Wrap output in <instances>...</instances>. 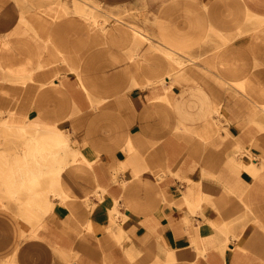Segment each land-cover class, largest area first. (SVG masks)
<instances>
[{"label":"crops","instance_id":"crops-1","mask_svg":"<svg viewBox=\"0 0 264 264\" xmlns=\"http://www.w3.org/2000/svg\"><path fill=\"white\" fill-rule=\"evenodd\" d=\"M149 12L150 35L74 42L0 20V76L25 81L2 106L29 110L7 126L41 125L1 179L42 214L0 201V264H264V0Z\"/></svg>","mask_w":264,"mask_h":264},{"label":"rangeland","instance_id":"rangeland-1","mask_svg":"<svg viewBox=\"0 0 264 264\" xmlns=\"http://www.w3.org/2000/svg\"><path fill=\"white\" fill-rule=\"evenodd\" d=\"M169 2L170 0H0V20L7 27H13L22 33L30 31L34 35H41L42 37L50 28H63L61 31L72 38L73 42L75 38L78 39L81 36L85 41V37L92 34L96 35L104 31L106 33L108 28L115 26L124 28L134 36H137V32L141 34L145 32L150 35L148 25L152 22L153 14L149 12V6ZM81 8H83V11ZM84 11L102 16L105 20L104 25L100 27L94 25L89 20V15ZM34 18L41 25H45L44 29L39 31V28L32 26L31 21H34ZM139 37L142 39L141 36ZM16 88L19 90L17 91ZM23 88L25 89V81L9 76H0V123L3 126L0 127V160L5 156L11 159V157L17 156L16 154L22 151L25 152V143L33 140V135L39 131L38 126H41L32 121L33 123H30V125L35 126L37 129L28 127L30 129L28 132L19 126H7V124L28 121L29 110L26 107L11 108L2 106V101L6 99H23L25 96V91L21 90ZM65 142L69 146V139L62 140L60 148L62 154L65 153ZM5 153L9 155H5ZM22 156L26 157L27 155ZM31 166H24V168ZM2 167L3 169L6 168L5 165L0 163V185H3L0 186V201L4 203L6 200H14V203H6L5 206L13 210L20 219L30 223L33 221L37 224L42 214L36 212L33 214L28 212L26 208V205H33L28 203L27 200L31 199L30 196L34 194L29 189L28 193L26 188L21 189L17 185L5 186L6 182L3 177L1 179V176L8 171H1ZM43 183L49 184L50 182L45 179ZM112 214L115 216L116 211L113 210Z\"/></svg>","mask_w":264,"mask_h":264},{"label":"bare ground","instance_id":"bare-ground-1","mask_svg":"<svg viewBox=\"0 0 264 264\" xmlns=\"http://www.w3.org/2000/svg\"><path fill=\"white\" fill-rule=\"evenodd\" d=\"M81 9L83 11V8H81ZM84 13L88 14L89 17L91 16L90 13H87L86 11H84ZM63 139H64L63 135H59V137H57V139L55 140V146L53 147L55 154L58 153V148L56 147V144L61 142ZM56 174L58 175V172H56V171L52 173V175H54V176H57Z\"/></svg>","mask_w":264,"mask_h":264}]
</instances>
